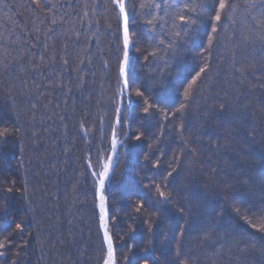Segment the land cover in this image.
Instances as JSON below:
<instances>
[{"label":"trees","instance_id":"1","mask_svg":"<svg viewBox=\"0 0 264 264\" xmlns=\"http://www.w3.org/2000/svg\"><path fill=\"white\" fill-rule=\"evenodd\" d=\"M147 2L126 92L112 0H0V264L105 263L114 139L115 264H264V0Z\"/></svg>","mask_w":264,"mask_h":264},{"label":"snow or ice","instance_id":"2","mask_svg":"<svg viewBox=\"0 0 264 264\" xmlns=\"http://www.w3.org/2000/svg\"><path fill=\"white\" fill-rule=\"evenodd\" d=\"M113 4L115 5L116 9H118V16L123 19V32H124V47L125 49L128 48L129 46V28H128V21H129V11H128V5L131 3V0H112ZM139 8H155L159 9L160 4L156 2V0H151V2L147 3H141L139 5L132 4V10L135 12V10ZM218 7H219V12L215 15L216 21L221 20V13H225L226 10H231L232 5L228 3V0H218ZM248 7L250 8H255L257 7L256 4L252 3L249 4ZM260 7L264 8V3L260 5ZM156 19V17L153 15L151 18L148 19V24L152 25L153 21ZM179 19L181 22L187 23V20L185 19L184 15H180ZM53 24L56 23L55 20L52 21ZM215 31V29H213ZM155 55V53H153ZM128 61V54L127 51H125V64H127ZM203 71V69L201 70ZM121 74H124V69H121ZM116 141L115 139L113 140V148H115ZM110 165H105V170L100 174L101 178L99 180L100 188L103 189L105 179L108 177V169ZM163 195V193H161ZM101 200V210L103 211L104 209V197L101 195L100 197ZM106 239H108V250H109V260L107 261V264H115L114 260L112 259V243L111 239L107 237V233H105ZM0 247H3L2 244H0Z\"/></svg>","mask_w":264,"mask_h":264},{"label":"water","instance_id":"3","mask_svg":"<svg viewBox=\"0 0 264 264\" xmlns=\"http://www.w3.org/2000/svg\"><path fill=\"white\" fill-rule=\"evenodd\" d=\"M130 48H131V42H130V39H129V46L127 48L128 61H127V64H124V67H123L124 74L122 76H123L124 79H126V77H127V70H128L129 62H130V56H129ZM113 154H114V152H113ZM113 157H114V155H112L111 159H113ZM114 166H115V163H111V165H110V167L108 169V176L112 173ZM103 189H104V187H103ZM103 189L100 188V184H99L98 198H99V208H100V210H101L100 197H101V195L104 197ZM101 228H102V231H103V234H104V238H105V241H106L107 248H108V239H106L105 233H107V237L111 239V243H112V259L115 261V253H114L113 242H112L111 235H110V233L108 231V229H109V214H108V205H107L106 200H105V203H104V209H103V211L101 210ZM108 260H109V250H108V254H107V259H106L104 264H107Z\"/></svg>","mask_w":264,"mask_h":264},{"label":"rangeland","instance_id":"4","mask_svg":"<svg viewBox=\"0 0 264 264\" xmlns=\"http://www.w3.org/2000/svg\"><path fill=\"white\" fill-rule=\"evenodd\" d=\"M124 64H125V62L123 63L122 68L124 67ZM122 77H123V76H122ZM123 79H124V78H123ZM124 87H125V91L127 92V91H128V84H127V82H126V79H124ZM120 144H121V143H120L119 141H116V145H115V148H114V154H112V155H114V158L111 159V157H112V155H111L110 160H109L108 162H106L105 165H109V163H115V162H116V161H115V158H116V155H117V153H118V151H119V146H120ZM109 176H110V175H109ZM109 176H108V177H109ZM108 177L106 178L105 183H106ZM99 180H100V179H99ZM105 183H104V184H105ZM103 193H104V190H103ZM104 199L106 200L105 196H104ZM106 202H107V200H106Z\"/></svg>","mask_w":264,"mask_h":264},{"label":"bare ground","instance_id":"5","mask_svg":"<svg viewBox=\"0 0 264 264\" xmlns=\"http://www.w3.org/2000/svg\"><path fill=\"white\" fill-rule=\"evenodd\" d=\"M109 165H111V163H109ZM104 170H105V168H104ZM104 170H103V171H104ZM104 203H105V199H104Z\"/></svg>","mask_w":264,"mask_h":264}]
</instances>
